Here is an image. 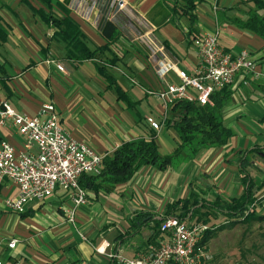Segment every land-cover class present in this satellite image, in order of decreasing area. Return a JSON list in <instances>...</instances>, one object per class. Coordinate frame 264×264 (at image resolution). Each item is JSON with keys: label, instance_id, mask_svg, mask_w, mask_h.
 Returning <instances> with one entry per match:
<instances>
[{"label": "crops", "instance_id": "0c3cea01", "mask_svg": "<svg viewBox=\"0 0 264 264\" xmlns=\"http://www.w3.org/2000/svg\"><path fill=\"white\" fill-rule=\"evenodd\" d=\"M26 1L0 0V25L6 30L5 39L0 40V100L27 114H33L41 103L51 102L62 129L101 155H109L123 141L150 134L155 135L161 154L172 152L176 145L173 130L164 125L155 130L145 121L146 116L160 120L158 100L144 90H158L161 82L146 49L134 36L147 30L149 23L152 38L165 47L179 68L190 72L196 54L187 21L175 10V0H48L56 14L60 10L54 3L64 4L90 48L104 43L98 30L101 19L116 25L120 36L107 51L114 55L108 56L114 62L108 64L107 72L119 93L96 74L91 60L68 59L63 43L52 37L50 25L34 11L47 12L48 8L41 0ZM241 1L200 0L194 7L195 32L216 26L221 47L232 52L246 48L254 61V73L236 74L227 86L229 96L220 112L231 133L226 145L201 150L163 170L142 166L129 181L105 194L85 190L86 202L75 208L73 223L64 220L62 208L70 202L59 188L44 199L28 201L21 213L3 208V199L16 193V186L3 179L0 258L6 264H103L107 259L94 247L105 242L112 250L117 242L114 252L134 257L145 249L152 223L141 225L127 241L115 239L125 237L129 222L138 213L160 219L167 204L191 192L202 191L207 198L215 193L220 197L240 193L239 153L256 145L264 147V37L236 25L235 20L246 17ZM48 59L59 63L62 70L46 62ZM165 79L177 82L172 72ZM0 139L20 146L19 136L10 128L0 126ZM250 162V175L254 170L264 172L261 155L251 153ZM12 238L16 242L8 248L6 242Z\"/></svg>", "mask_w": 264, "mask_h": 264}, {"label": "built area", "instance_id": "2783aa9c", "mask_svg": "<svg viewBox=\"0 0 264 264\" xmlns=\"http://www.w3.org/2000/svg\"><path fill=\"white\" fill-rule=\"evenodd\" d=\"M151 31L152 25L148 23V29L137 33L134 40L146 49L153 71L161 82L158 90H144L158 100L161 109L160 120L145 117L152 129L158 130L163 125L173 101L210 103L209 95L228 86L236 74L255 72L254 61L246 48L232 52L219 45L216 26L190 38L196 54L190 72L177 66L165 47L152 38ZM46 62L62 70L52 59ZM168 72L175 75L177 82L165 79ZM130 80L133 82L132 78ZM0 126L10 128L20 138L19 147L0 139V182L7 179L16 186V193L3 199V208L21 213L28 201L44 199L59 188L66 192L70 202L62 208L64 220L73 223L75 208L86 202V191L78 185V178L84 173H97L103 155L65 132L53 104L48 101L41 103L33 114H27L15 110L6 100H0ZM207 228L204 222L164 216L152 242L134 257L114 252L107 242L95 246L94 251L107 260L114 259L117 264H209L211 253L200 244ZM15 242L12 238L6 246L12 248ZM0 264L6 263L0 258Z\"/></svg>", "mask_w": 264, "mask_h": 264}, {"label": "trees", "instance_id": "16d2710c", "mask_svg": "<svg viewBox=\"0 0 264 264\" xmlns=\"http://www.w3.org/2000/svg\"><path fill=\"white\" fill-rule=\"evenodd\" d=\"M199 1L175 0V10L178 15L185 17L187 34L191 37L198 35L193 24L195 22L194 7ZM41 2L48 8V11L44 12L39 9L34 11L50 25L52 37L63 43L65 56L76 62L91 60L94 63L96 74L108 87H113L119 93L117 85L114 84V78L107 72L108 64L111 65L114 62V57H108L114 55H108L107 51L120 36L116 25L107 18L101 19L98 30L104 43L90 48L86 43L84 33L69 15V10L64 4L54 3L60 10V13L56 14L51 11L48 0H41ZM241 3L245 5L246 17L244 20H235L236 25L263 38L264 0H244ZM5 36L6 30L0 25V40H4ZM228 96L227 86H224L209 95L210 103L199 105L185 100L173 101L168 106L169 114L163 123L165 127L171 128L176 136V145L172 152L161 154L153 134L146 138L123 141L109 155L102 156L97 173L81 174L78 178V185L94 194L97 192L105 194L117 185L129 181L142 166L152 165L163 170L168 166L176 165L184 158H193L201 150L226 145L231 133L222 123L220 112ZM263 148L256 145L239 153L237 170L242 189L238 195L222 198L215 193L207 198L203 196L202 191L191 192L188 196L167 204L165 216H174L185 221L205 222L210 217L215 218L221 215L223 220L217 223L210 222L201 235L200 244L202 245L214 237L217 231L230 229L236 224L257 222L264 228V212H259V209L264 206V195L258 197L254 194L255 191L264 189V176L259 182H254L248 171V167L251 166V153L261 155L264 162ZM160 219H152L147 213H138L129 222V229L124 233L125 237L118 235L115 241L118 239L120 243L127 241L139 231L141 225L152 223L153 232L147 238L146 243L152 242L157 234ZM113 244L114 251L118 243ZM103 264H115V261L109 259Z\"/></svg>", "mask_w": 264, "mask_h": 264}, {"label": "rangeland", "instance_id": "374dc122", "mask_svg": "<svg viewBox=\"0 0 264 264\" xmlns=\"http://www.w3.org/2000/svg\"><path fill=\"white\" fill-rule=\"evenodd\" d=\"M258 159L256 156L255 160ZM263 176L264 172L251 171L254 182H259ZM254 194L258 197L263 196L264 189L255 191ZM222 198H228L227 194L224 193ZM259 212H264V206L259 209ZM221 220L223 217L217 215L215 218L210 217L204 223H217ZM205 249L212 256L209 264H264L263 225L257 222L236 224L230 229L217 231L215 236L207 241Z\"/></svg>", "mask_w": 264, "mask_h": 264}]
</instances>
